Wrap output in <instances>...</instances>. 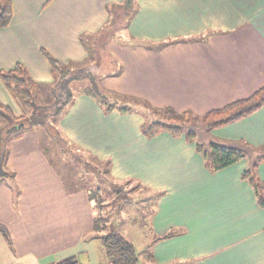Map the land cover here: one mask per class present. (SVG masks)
Wrapping results in <instances>:
<instances>
[{
	"label": "crops",
	"instance_id": "0c3cea01",
	"mask_svg": "<svg viewBox=\"0 0 264 264\" xmlns=\"http://www.w3.org/2000/svg\"><path fill=\"white\" fill-rule=\"evenodd\" d=\"M10 1L12 20L0 28V71L20 63L35 82L49 85L53 75L41 48L63 64L87 60L81 36L97 34L109 5L124 0ZM137 3L131 35L158 44L107 42L122 72L101 77L106 90L200 116L264 86V0ZM0 102L16 116L26 113L1 81ZM143 121L138 112H107L78 91L56 128L78 151L109 162L115 182L158 195L144 225L154 264H264V207L242 178L264 153V105L228 125L197 129L192 142L167 133L146 137ZM43 136L48 142L33 128L8 144L14 188L0 184V229L10 240L0 233V264H71L85 253L83 235L88 245L97 238L94 202L85 189L64 183ZM209 141L242 145L249 156L211 172L195 150ZM254 173L264 184V161Z\"/></svg>",
	"mask_w": 264,
	"mask_h": 264
},
{
	"label": "trees",
	"instance_id": "16d2710c",
	"mask_svg": "<svg viewBox=\"0 0 264 264\" xmlns=\"http://www.w3.org/2000/svg\"><path fill=\"white\" fill-rule=\"evenodd\" d=\"M137 0H124L121 4H111L108 7L109 18L103 28L94 35H82L80 41L87 52L93 54L105 48V44L114 39L108 36L104 31L109 25H115L118 17V11H122V17H126L124 26L132 19L135 14ZM130 14L128 15V13ZM13 16V9L10 0H0V28L7 27ZM100 40H97V36ZM96 36V39H95ZM93 40V49L89 46V42ZM118 39V37H117ZM120 39V37H119ZM144 44V43H143ZM97 45V47H96ZM147 45V44H144ZM150 46V45H149ZM98 48V49H97ZM43 57L47 60L53 82L49 85L39 84L35 82L29 75L26 68L17 63L10 70L0 71V81L5 85L17 103L25 109L26 113L20 116L14 115L9 106L0 102V184H8L14 188V173L8 171L6 162L8 157V144L11 141L20 139L25 133L33 128H38L42 135H47L50 139L57 138V143L67 145L60 134L59 130L52 124V118L62 116L66 107L72 102L74 91L72 84L74 82L87 81L86 85L81 87L82 93L93 98L105 111H119L122 113L138 112L144 119L141 125V133L146 137H153L160 133H167L172 137L185 136L188 142H192L197 133V129H203L205 132L211 129L219 128L235 121L241 120L256 112L264 105V86L253 92L244 99L233 101L221 108L211 110L203 115H197L192 110L187 109L178 112L174 108L155 107L143 98L122 95L117 92H111L103 88L101 77L117 76L122 72V67L111 56V61L107 62V71L96 77L97 70L104 65L99 63L87 67L86 60L81 63L63 64L52 56L47 50L41 48ZM80 64V65H79ZM76 65H79L76 67ZM82 65V66H81ZM90 70V71H88ZM100 79V80H99ZM55 80V81H54ZM49 86V93L53 96V103L49 106L42 107L40 105L41 92ZM27 110L29 111L27 113ZM151 116L152 118L148 120ZM200 120V124L194 121ZM69 144V143H68ZM197 153L202 154L205 166L211 171L216 172L226 168L242 158L249 156V149L236 144H227L217 141H209L207 146L197 144L195 148ZM74 162L80 164L79 157L72 156ZM264 161V153H259L254 158L250 168L246 169L242 178L247 179L251 184L257 202L264 207V184L254 173V169ZM109 169L107 168V172ZM89 198L102 209V201L98 190L91 193L88 191ZM95 205V208H96ZM106 220L103 216H97L93 220V231L99 238L103 247L105 257L108 264H154L153 255L151 253L144 256L145 262L138 257L135 245L125 239L118 233L101 232L106 229ZM0 233L9 244L10 240L5 230L0 229ZM71 264H80L74 261Z\"/></svg>",
	"mask_w": 264,
	"mask_h": 264
},
{
	"label": "rangeland",
	"instance_id": "374dc122",
	"mask_svg": "<svg viewBox=\"0 0 264 264\" xmlns=\"http://www.w3.org/2000/svg\"><path fill=\"white\" fill-rule=\"evenodd\" d=\"M137 10L138 3H136L135 14ZM129 14L130 12L128 13V15ZM122 15L123 12L118 11V17L120 18L116 21L115 25H109L104 33H107L108 36L114 39H117V37L119 39L120 37L128 42H140L152 46L158 44L155 42L142 40L141 38H136L131 35L129 31V24L131 19L128 21V24L125 27L124 24L126 22V17H122ZM97 40H99L101 43L99 35L97 36ZM93 43L94 42L91 37L89 46L92 49ZM109 56L110 55L106 53L105 48L104 51L102 48L98 52H96L95 48L94 53L89 54L86 60L87 62H85L87 64L82 65H86L87 67H89L94 64L98 65L99 63H103L104 65L100 68L101 70H97L98 72H96V77L100 78L101 75L104 74L105 71H107L106 63L111 61ZM79 65H76V67H78ZM86 83L87 81L74 82L72 84L73 91H82L81 87L85 86ZM101 84L104 88H108L107 83L104 85L101 82ZM40 102V105L42 107L49 106L53 103V96L49 93V86L42 90ZM28 112L29 111L27 110V113ZM152 118L156 117L151 116L146 121H149ZM194 122L196 125L200 124L199 119ZM56 123L57 119L52 118V124L55 128ZM43 137L44 139L42 147L46 150L47 153H49L48 156L56 165L64 180V183H66L68 187L75 189H85V191H89L91 193L95 192L96 190L99 191L103 208L100 209L95 204L96 217L103 216L106 218L104 222L106 224V229L101 233L104 234L108 231L115 232L123 236L128 241L134 243L136 246L138 257L141 261H143L144 256L149 254L147 246L148 241L146 236L149 232L147 226L144 225L147 223V216L151 212L152 205L154 204L155 199L158 198V195L155 192L147 190L146 188H142L138 183L135 184L130 181L115 182L109 176V171L107 172V168L110 165L108 164L109 162L106 163L103 161H99L90 155L84 154L74 148L71 144L67 143V145H64L60 142L57 143V138L55 137L49 139L48 142L45 141L47 137ZM51 146H53L54 149L51 148ZM72 156L79 157V161L82 162L80 164L74 162ZM85 236L86 233L83 235L84 239L80 241L81 246L79 247V251L85 253H77V255H75L74 257V260L80 264H108V260L105 257L104 250L99 238L90 239L92 240V243H89L90 245H88L87 242L90 241L88 237ZM56 264L59 263L56 262Z\"/></svg>",
	"mask_w": 264,
	"mask_h": 264
}]
</instances>
